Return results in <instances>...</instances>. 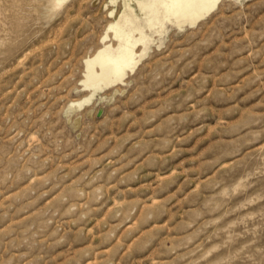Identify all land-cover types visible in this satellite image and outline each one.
Returning a JSON list of instances; mask_svg holds the SVG:
<instances>
[{
	"label": "rangeland",
	"instance_id": "rangeland-1",
	"mask_svg": "<svg viewBox=\"0 0 264 264\" xmlns=\"http://www.w3.org/2000/svg\"><path fill=\"white\" fill-rule=\"evenodd\" d=\"M149 9L0 0V264H264V0Z\"/></svg>",
	"mask_w": 264,
	"mask_h": 264
},
{
	"label": "bare ground",
	"instance_id": "bare-ground-1",
	"mask_svg": "<svg viewBox=\"0 0 264 264\" xmlns=\"http://www.w3.org/2000/svg\"><path fill=\"white\" fill-rule=\"evenodd\" d=\"M220 0H139L141 11L148 15L149 19L157 15L147 8L159 2L164 9V16L179 27L194 25L207 15L211 14L217 7ZM153 12V13H152ZM152 13V14H150ZM136 28L135 26H133ZM132 21L121 25L116 33L120 37V44L117 49L106 48L88 64L89 73L85 82L86 87L93 88L94 92L103 85L121 80L128 69H133L137 64V52L135 45L140 40H133ZM141 45V44H140ZM143 46V45H142ZM139 49V48H138ZM99 66V70L96 67ZM131 72V71H130ZM94 95V94H92Z\"/></svg>",
	"mask_w": 264,
	"mask_h": 264
}]
</instances>
